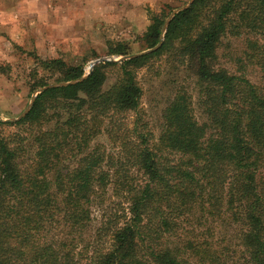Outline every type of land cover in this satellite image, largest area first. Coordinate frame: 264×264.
Wrapping results in <instances>:
<instances>
[{
    "label": "trees",
    "instance_id": "1",
    "mask_svg": "<svg viewBox=\"0 0 264 264\" xmlns=\"http://www.w3.org/2000/svg\"><path fill=\"white\" fill-rule=\"evenodd\" d=\"M167 17L150 18L146 52L80 81L84 63L35 56L43 75L33 71L31 93L56 86L18 122L0 121L25 129L0 132V264H264V0H195L150 51ZM226 37L243 39L259 85L218 66ZM106 49L135 55L126 42ZM163 56L193 77L201 118L177 87L154 137L137 72ZM101 135L109 148L95 143ZM108 193L122 216L91 230Z\"/></svg>",
    "mask_w": 264,
    "mask_h": 264
},
{
    "label": "rangeland",
    "instance_id": "2",
    "mask_svg": "<svg viewBox=\"0 0 264 264\" xmlns=\"http://www.w3.org/2000/svg\"><path fill=\"white\" fill-rule=\"evenodd\" d=\"M189 1L38 0L36 8L40 10L42 19L34 13H23L19 17L20 28L24 32L20 37L21 43L11 40L7 28L0 29V37L3 38L0 40V53L3 54L0 58V121L18 122L15 120L31 102L35 94L30 91L31 75L36 69L39 77L43 75L37 68L35 56L41 60L59 58L68 64L84 63L86 74L92 62L119 59L107 55L108 42H126L135 55L146 52L139 39L149 26L150 18L162 11L169 16ZM0 3L7 9L15 0H0ZM32 21L35 23L30 24ZM244 50L243 39L224 38L217 49L218 66L234 74H243L253 84L259 85L258 68L246 60ZM114 78V73H110L105 87L112 84ZM137 79L142 89L140 115L154 137L159 132L162 111L177 87L185 88L193 96L194 103L197 98L193 77L174 62L173 57L153 60L137 72ZM47 81L51 85L52 79ZM194 111L200 119L196 103ZM134 118V114L127 115L129 128ZM24 131V128L0 127L4 136L23 134ZM95 143L110 147L105 135L99 136ZM123 204L108 193L102 205L93 211L91 230L97 228L103 218L112 217L115 213L121 217L125 208Z\"/></svg>",
    "mask_w": 264,
    "mask_h": 264
},
{
    "label": "clouds",
    "instance_id": "3",
    "mask_svg": "<svg viewBox=\"0 0 264 264\" xmlns=\"http://www.w3.org/2000/svg\"><path fill=\"white\" fill-rule=\"evenodd\" d=\"M37 3L38 0H15V3L7 9L0 3V29L7 28L11 40L21 43L20 37L24 35V32L20 28L19 17L23 13L28 15L34 13L38 18L42 19L40 10L36 8ZM34 23V21L30 22V24ZM2 39L0 37V40ZM0 58H3L2 53H0Z\"/></svg>",
    "mask_w": 264,
    "mask_h": 264
},
{
    "label": "water",
    "instance_id": "4",
    "mask_svg": "<svg viewBox=\"0 0 264 264\" xmlns=\"http://www.w3.org/2000/svg\"><path fill=\"white\" fill-rule=\"evenodd\" d=\"M194 1H195V0H190L185 6L179 8V9L174 10V11L168 16V18L165 20L164 25H163V27H162V31H161V36H160V42H159V44H158L155 48H153L152 50H150V51L156 50L157 48H159V47L161 46V44H162V42H163V34L165 33V30H166V28H167L169 22L172 20V18H173V17H174L179 11H182V10L187 9L188 7H190V5H191ZM150 51H148V52H150ZM135 56H137V55L130 56V57H121V58H119V59H117V60H113V61H114V62H120V61H123V60L129 59V58H131V57H135ZM104 61H110V60H109V59H100V60H97V61H95V62H92V63L90 64V67H89V71H88V73H86L81 79H79V80H77V81H80V80L84 79V78L86 77V75H88V74L91 72V68H92L96 63H100V62L103 63ZM77 81H72V82H70V83H75V82H77ZM65 84H67V83H63V84H59V85H65ZM52 86H56V85H55V84L48 85V86H46V87H43V88H40L39 90H37V91L35 92V94L32 96L31 102L29 103V105H28V107L26 108V110H25V111H24V112H23V113H22V114H21V115L15 120V121H19L20 119H22V118L28 113V111L30 110L31 105H32V103H33L35 97L37 96V94L41 93L44 89H46V88H48V87H52Z\"/></svg>",
    "mask_w": 264,
    "mask_h": 264
},
{
    "label": "crops",
    "instance_id": "5",
    "mask_svg": "<svg viewBox=\"0 0 264 264\" xmlns=\"http://www.w3.org/2000/svg\"><path fill=\"white\" fill-rule=\"evenodd\" d=\"M10 4H12V5H13V3H10Z\"/></svg>",
    "mask_w": 264,
    "mask_h": 264
}]
</instances>
